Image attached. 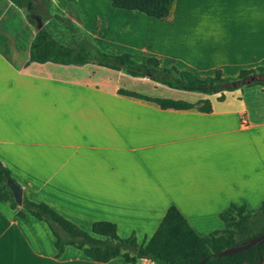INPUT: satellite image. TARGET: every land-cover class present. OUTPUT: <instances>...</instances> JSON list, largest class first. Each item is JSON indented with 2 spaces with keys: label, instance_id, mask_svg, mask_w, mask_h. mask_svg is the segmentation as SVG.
I'll use <instances>...</instances> for the list:
<instances>
[{
  "label": "crops",
  "instance_id": "1",
  "mask_svg": "<svg viewBox=\"0 0 264 264\" xmlns=\"http://www.w3.org/2000/svg\"><path fill=\"white\" fill-rule=\"evenodd\" d=\"M50 1L61 17L73 4L81 28L107 54L154 57L201 79L264 68V0H175L163 19L110 5L106 21L90 19L85 0ZM36 31L24 11L0 0V163L28 200L90 234L94 222H110L138 243L172 205L204 236L223 228L219 214L230 204L263 202L260 86L190 102L209 100L210 113L161 110L118 93L132 91L124 71L30 63ZM19 210L0 202V264H152L97 263L70 246L55 258L47 225Z\"/></svg>",
  "mask_w": 264,
  "mask_h": 264
},
{
  "label": "trees",
  "instance_id": "2",
  "mask_svg": "<svg viewBox=\"0 0 264 264\" xmlns=\"http://www.w3.org/2000/svg\"><path fill=\"white\" fill-rule=\"evenodd\" d=\"M24 11L27 21L37 27L39 19L43 27L36 31L30 46V63H52L63 66L88 64L113 71H124L131 77L147 78L169 89L216 95L222 101L225 92L244 87L260 86L264 93V68L241 70L236 77L225 78L220 71L213 76L199 78L180 71L176 67H162L159 59L143 57L136 60L132 55L107 54L100 51L86 32L78 25L81 17L73 4L67 6L70 17H61L52 11L50 0H9ZM175 0H111V7L119 10L136 11L149 18L163 19L169 15ZM49 17L59 21L70 36L68 42L56 40L44 27ZM75 20V22L72 20ZM78 34L80 37L75 38ZM254 78L252 81L251 79ZM122 96L151 104L161 110H195L201 113L212 111L209 100L190 103L183 100L154 98L132 91L119 90ZM0 202H8L17 209L6 180L17 184L9 171L0 163ZM18 185V184H17ZM21 218L26 214L44 222L54 237L55 258H60L67 246L73 247L97 263H107L123 258L128 263L146 259L152 264H264V243L238 253L219 257L228 248L248 243L252 238L264 234V200L259 207L251 209L245 204H230L219 214L223 228L204 236L197 235L175 206H170L156 231L147 243H138L134 235L120 238L116 226L110 222L97 221L91 226V234L64 219L45 203L28 200L23 194ZM98 236V237H95Z\"/></svg>",
  "mask_w": 264,
  "mask_h": 264
},
{
  "label": "rangeland",
  "instance_id": "3",
  "mask_svg": "<svg viewBox=\"0 0 264 264\" xmlns=\"http://www.w3.org/2000/svg\"><path fill=\"white\" fill-rule=\"evenodd\" d=\"M85 1H86L85 4L92 6V7L88 6L92 10L90 12L87 11L90 19L96 18V20L98 19V20H103V21H106V19H109V17L107 16V13H108L107 10L111 9L110 2L105 3V0H85ZM99 2L100 3L104 2V3L102 5L96 6L97 3L100 4ZM94 6H96V8ZM77 23L81 27V24L79 22ZM44 27L53 35V37L56 40L64 42V43L68 42L70 36L67 34V32L65 31V28L60 24V22L55 20L53 17H49L47 19V22L44 23ZM79 37L80 36L78 34L75 35V38H79ZM97 48L101 51V49L98 46ZM129 78H130V81L128 84L129 89H131L132 91L136 93H140V94H143L149 97L183 100L186 102H195L198 99L197 96H204V94H200V93H189V92H183V91H176V90L169 89L166 87H160L158 89H154L153 86L149 85V82L151 81H149L148 79L143 78L144 80H139V78L138 79L132 78V77H129ZM245 88L247 87L241 88V90L242 89L244 90Z\"/></svg>",
  "mask_w": 264,
  "mask_h": 264
},
{
  "label": "water",
  "instance_id": "4",
  "mask_svg": "<svg viewBox=\"0 0 264 264\" xmlns=\"http://www.w3.org/2000/svg\"><path fill=\"white\" fill-rule=\"evenodd\" d=\"M37 24H38L37 30H39L43 27V24L39 19L37 20ZM251 80L253 81L254 78H252ZM0 169H1V166H0ZM6 184L12 192L15 203L18 206H21L22 205V199H23V191H22L21 187L15 183L11 182L10 180H6ZM261 243H264V234L257 236L255 238H252L248 243L243 244L241 246L228 248V249L220 252L218 254V256L223 257V256H228V255H231L234 253H238L241 251H245V250L255 246L256 244H261ZM201 264H204V263L202 262Z\"/></svg>",
  "mask_w": 264,
  "mask_h": 264
}]
</instances>
